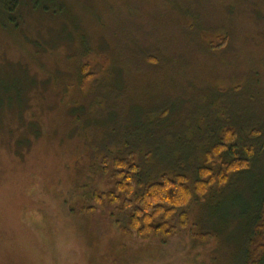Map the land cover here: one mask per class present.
<instances>
[{
	"label": "rangeland",
	"instance_id": "obj_1",
	"mask_svg": "<svg viewBox=\"0 0 264 264\" xmlns=\"http://www.w3.org/2000/svg\"><path fill=\"white\" fill-rule=\"evenodd\" d=\"M226 125L239 156L254 149L250 166L192 198L166 242L132 239L106 206L70 211L108 190L128 154L142 185L161 173L191 185ZM253 128H264V0H0V264L261 263Z\"/></svg>",
	"mask_w": 264,
	"mask_h": 264
},
{
	"label": "trees",
	"instance_id": "obj_2",
	"mask_svg": "<svg viewBox=\"0 0 264 264\" xmlns=\"http://www.w3.org/2000/svg\"><path fill=\"white\" fill-rule=\"evenodd\" d=\"M81 69L85 72L87 65L83 63ZM262 133L264 128L261 130L253 128L249 136L256 138ZM237 136V131L232 127L226 125L221 128L216 136V142L204 151L203 164L196 168V177L192 186L183 173L173 175L161 173L157 180L142 185L136 180L139 166L134 162L132 155L128 154L124 158L115 157L112 161L111 173L108 171L110 173L109 189L94 190L91 194L92 204L79 200L70 206V211L83 218L89 212L95 211L96 206H106L112 209L111 217L114 216L115 211L125 214V225L118 221L114 223L132 239L157 236L166 242L178 228L184 229L188 225V216L184 208L188 206L192 198L199 202L204 201L213 187L219 189L228 182L230 175L245 171L250 166L254 149L243 146V154L239 156L236 153L235 144ZM224 157L227 159L224 160ZM102 162L103 173L108 174L105 157ZM137 186L140 188L138 191L135 190ZM256 205L255 208L258 210L256 223H253L254 232H252L251 241L256 238L260 242L264 240V195ZM175 215L178 217V226L171 223ZM200 236L204 239L210 238L209 234H200ZM255 264H264V259L261 263Z\"/></svg>",
	"mask_w": 264,
	"mask_h": 264
}]
</instances>
